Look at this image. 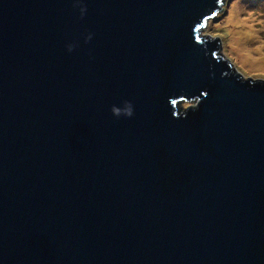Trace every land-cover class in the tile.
Returning a JSON list of instances; mask_svg holds the SVG:
<instances>
[{
  "label": "water",
  "instance_id": "95a60500",
  "mask_svg": "<svg viewBox=\"0 0 264 264\" xmlns=\"http://www.w3.org/2000/svg\"><path fill=\"white\" fill-rule=\"evenodd\" d=\"M225 1L0 0V264H264V60Z\"/></svg>",
  "mask_w": 264,
  "mask_h": 264
},
{
  "label": "rangeland",
  "instance_id": "374dc122",
  "mask_svg": "<svg viewBox=\"0 0 264 264\" xmlns=\"http://www.w3.org/2000/svg\"><path fill=\"white\" fill-rule=\"evenodd\" d=\"M215 17L234 30L251 57L264 60V0H227ZM243 20L249 21L248 36L241 32L246 30L241 27Z\"/></svg>",
  "mask_w": 264,
  "mask_h": 264
},
{
  "label": "clouds",
  "instance_id": "9594fccd",
  "mask_svg": "<svg viewBox=\"0 0 264 264\" xmlns=\"http://www.w3.org/2000/svg\"><path fill=\"white\" fill-rule=\"evenodd\" d=\"M74 6H80L81 17H83L86 9L82 5H80V0H76V3L74 4ZM91 38H92V36H91V34H89L85 38V42H88L89 40H91ZM74 47H75L74 44H69L67 46L68 51L71 52L74 49ZM111 111H112L113 115L116 116L117 118H119L121 116L130 118L134 114L133 105L130 101H124L122 107L113 105L111 108Z\"/></svg>",
  "mask_w": 264,
  "mask_h": 264
},
{
  "label": "bare ground",
  "instance_id": "6f19581e",
  "mask_svg": "<svg viewBox=\"0 0 264 264\" xmlns=\"http://www.w3.org/2000/svg\"><path fill=\"white\" fill-rule=\"evenodd\" d=\"M249 25V21H245L243 20V23H242V28L245 30L246 29V26ZM250 28V27H249ZM248 29H246L244 32L241 30L242 32V35H245V36H248ZM250 34V33H249Z\"/></svg>",
  "mask_w": 264,
  "mask_h": 264
}]
</instances>
